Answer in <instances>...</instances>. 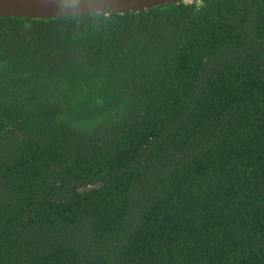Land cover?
<instances>
[{"label":"trees","instance_id":"trees-1","mask_svg":"<svg viewBox=\"0 0 264 264\" xmlns=\"http://www.w3.org/2000/svg\"><path fill=\"white\" fill-rule=\"evenodd\" d=\"M0 264H264V0L0 16Z\"/></svg>","mask_w":264,"mask_h":264},{"label":"water","instance_id":"water-1","mask_svg":"<svg viewBox=\"0 0 264 264\" xmlns=\"http://www.w3.org/2000/svg\"><path fill=\"white\" fill-rule=\"evenodd\" d=\"M191 0H119L115 13L141 12L158 6ZM0 16L50 19L59 18L50 0H0Z\"/></svg>","mask_w":264,"mask_h":264},{"label":"clouds","instance_id":"clouds-1","mask_svg":"<svg viewBox=\"0 0 264 264\" xmlns=\"http://www.w3.org/2000/svg\"><path fill=\"white\" fill-rule=\"evenodd\" d=\"M57 15L64 20L83 18L109 20L113 17L119 0H50Z\"/></svg>","mask_w":264,"mask_h":264},{"label":"rangeland","instance_id":"rangeland-1","mask_svg":"<svg viewBox=\"0 0 264 264\" xmlns=\"http://www.w3.org/2000/svg\"><path fill=\"white\" fill-rule=\"evenodd\" d=\"M192 1V0H191ZM188 2H190V1H188Z\"/></svg>","mask_w":264,"mask_h":264}]
</instances>
